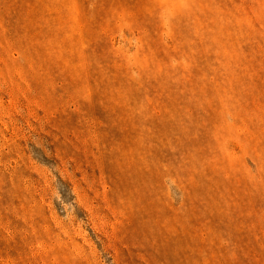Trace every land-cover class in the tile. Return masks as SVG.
Returning a JSON list of instances; mask_svg holds the SVG:
<instances>
[{"label": "rangeland", "instance_id": "1", "mask_svg": "<svg viewBox=\"0 0 264 264\" xmlns=\"http://www.w3.org/2000/svg\"><path fill=\"white\" fill-rule=\"evenodd\" d=\"M0 264H264V0H0Z\"/></svg>", "mask_w": 264, "mask_h": 264}]
</instances>
